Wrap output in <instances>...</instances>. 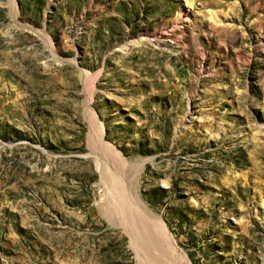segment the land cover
<instances>
[{"label":"rangeland","instance_id":"374dc122","mask_svg":"<svg viewBox=\"0 0 264 264\" xmlns=\"http://www.w3.org/2000/svg\"><path fill=\"white\" fill-rule=\"evenodd\" d=\"M9 1L0 264H140L99 208L91 118L175 258L264 264V0Z\"/></svg>","mask_w":264,"mask_h":264},{"label":"bare ground","instance_id":"6f19581e","mask_svg":"<svg viewBox=\"0 0 264 264\" xmlns=\"http://www.w3.org/2000/svg\"><path fill=\"white\" fill-rule=\"evenodd\" d=\"M9 5L14 19H17L14 1L10 0ZM46 38L44 41L51 46ZM102 134L103 128L91 118L89 143L100 171L103 191L99 204L101 212L114 226L129 234L140 264H183L179 258H175L174 245L161 220L153 216L154 213L146 208L138 196V173H134L136 165L123 158Z\"/></svg>","mask_w":264,"mask_h":264}]
</instances>
